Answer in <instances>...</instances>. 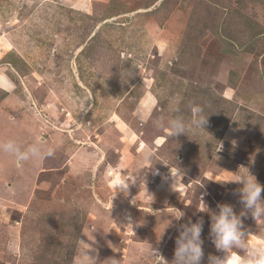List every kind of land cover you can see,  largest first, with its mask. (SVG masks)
<instances>
[{"label":"rangeland","instance_id":"1","mask_svg":"<svg viewBox=\"0 0 264 264\" xmlns=\"http://www.w3.org/2000/svg\"><path fill=\"white\" fill-rule=\"evenodd\" d=\"M192 105L205 130L170 137L161 125ZM8 139L55 154L0 151V264H80L87 248L97 264H163L180 225L200 219L202 264L223 258L211 214L243 207L227 181L248 168L264 185V0H0ZM242 219L247 243L264 246V219Z\"/></svg>","mask_w":264,"mask_h":264},{"label":"clouds","instance_id":"2","mask_svg":"<svg viewBox=\"0 0 264 264\" xmlns=\"http://www.w3.org/2000/svg\"><path fill=\"white\" fill-rule=\"evenodd\" d=\"M86 102L88 101L85 100L83 102L82 110H87ZM173 111L179 112V108H174ZM190 111L191 117L187 120L182 115H177L169 119L166 124L161 125L162 127H167L170 137H175L176 139L182 134L188 136L190 132L194 133L196 129L205 130L204 126L207 123V115L203 114V108L199 105H192ZM221 148L222 145L220 144L216 151H219ZM0 151L14 156L17 162L29 160L42 162L44 159L52 157L55 154L54 147H45L39 141L28 145L26 148H22L12 139L0 142ZM142 156L146 160H151L153 153L150 148H146ZM171 176L175 179L176 176L182 178L179 167L175 175L171 174ZM138 178V176L133 175L130 180L126 179L123 184L116 186L118 188L117 191H123L126 195L129 184H135ZM227 182H234L241 186L238 189V194L239 201L243 207L239 213H236L231 204L221 203L217 205L218 211L211 214L209 234L215 247L222 251L224 256L221 258L209 255L207 264H226L227 257L229 254H233V250L242 251L244 255H233L228 264H264V246L255 244L249 245L247 243V235L244 231L242 219L248 214H250L255 221L264 219V185L258 182L248 168H246V172H238L234 179ZM117 191H115V195ZM145 195H149L146 187ZM152 199L153 197L151 195L149 204ZM131 202L135 204L136 200L133 199ZM204 205L205 208L199 210L208 212L207 205ZM183 215L184 214L181 212L175 217L176 220L182 219ZM169 224L165 228H167ZM203 224V220L200 219L196 222L189 221L186 224L180 225L178 229L179 235L176 237L175 241L176 247L174 256L171 261L164 260L159 252L150 244L149 251L153 255H159L162 258L163 264H202L204 259L203 240L201 238ZM87 249L83 252L84 259L80 261V264H97L96 257L89 256L86 251ZM109 260L112 261V264H119L116 259Z\"/></svg>","mask_w":264,"mask_h":264},{"label":"trees","instance_id":"3","mask_svg":"<svg viewBox=\"0 0 264 264\" xmlns=\"http://www.w3.org/2000/svg\"><path fill=\"white\" fill-rule=\"evenodd\" d=\"M70 219V218H68ZM80 229L79 227L77 229H74L72 231H65V233L70 234L73 233V235ZM60 243L59 239L57 238L56 240H50L46 243L47 245L45 246L49 251L52 253L55 251V248H57L58 244Z\"/></svg>","mask_w":264,"mask_h":264}]
</instances>
